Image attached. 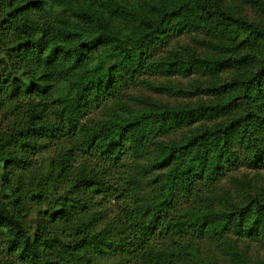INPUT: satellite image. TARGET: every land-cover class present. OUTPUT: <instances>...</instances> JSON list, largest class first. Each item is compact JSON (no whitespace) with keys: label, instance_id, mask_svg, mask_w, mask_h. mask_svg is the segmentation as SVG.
Returning <instances> with one entry per match:
<instances>
[{"label":"trees","instance_id":"trees-1","mask_svg":"<svg viewBox=\"0 0 264 264\" xmlns=\"http://www.w3.org/2000/svg\"><path fill=\"white\" fill-rule=\"evenodd\" d=\"M226 1L0 0V264H264V0Z\"/></svg>","mask_w":264,"mask_h":264},{"label":"rangeland","instance_id":"rangeland-1","mask_svg":"<svg viewBox=\"0 0 264 264\" xmlns=\"http://www.w3.org/2000/svg\"><path fill=\"white\" fill-rule=\"evenodd\" d=\"M226 4L228 5V7L230 9H233V10H243V11H247V13L249 14L250 17L254 16L255 14V9H252L250 6V3H246L244 0H227L226 1ZM251 173H248L249 176ZM261 175H263V177L261 176V179L264 183V172L261 173ZM256 250H252V253L253 254H256L255 253Z\"/></svg>","mask_w":264,"mask_h":264}]
</instances>
